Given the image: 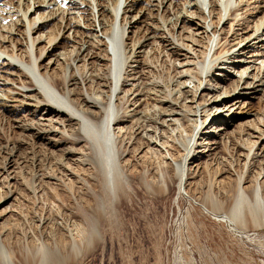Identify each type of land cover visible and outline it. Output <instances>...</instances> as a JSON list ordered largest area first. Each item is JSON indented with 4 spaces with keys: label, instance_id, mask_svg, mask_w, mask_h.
<instances>
[{
    "label": "rangeland",
    "instance_id": "374dc122",
    "mask_svg": "<svg viewBox=\"0 0 264 264\" xmlns=\"http://www.w3.org/2000/svg\"><path fill=\"white\" fill-rule=\"evenodd\" d=\"M214 1L225 12L226 0H204L200 4L203 12L198 6L189 7V20L209 23ZM127 2L135 6V11L128 13L127 19L132 20L128 37H124L129 47L136 40L142 42L153 25L165 35H171L173 30L180 43L192 40L196 26L191 22H178L176 26L165 20L157 22V11L148 5L152 0ZM241 5L239 22L220 21V33L208 26V38L203 40L204 36L202 42L196 41L199 36L194 34L197 48L202 45L192 50L194 54L179 55V60L171 62L151 38L141 53L137 51L126 63L123 70L128 71H122L124 81L115 102L119 104L118 125L122 129L119 141H124L121 150L125 151L119 162L124 174H128L127 188L120 194L104 184L98 162L101 151L91 137L70 125L46 122L42 119L45 110L35 111L39 96L34 92L19 94L20 84L0 89V102L8 103L4 108L0 104V242L4 244L0 264H264V226L252 220V188L256 172L264 168V157L253 167L250 165L253 151L264 150V84L256 91L245 89L250 92L228 95L246 62L259 56L256 63L260 65L264 58V37L256 39L253 34L247 38L264 18V0H241ZM253 10L258 11L252 13ZM135 13H139L137 17ZM204 14L206 19L202 18ZM49 23L44 32L57 26L58 21ZM19 29L23 30L24 25ZM222 36L228 41L227 48L237 52L238 58L247 57L245 61L229 58L222 63L232 54L224 49V54L218 55L222 59L209 65L214 48L211 53L205 50L206 43L210 37L214 47L219 40H225ZM58 40L60 47L49 48L42 60L43 73L62 74L66 63H70L68 51L73 50V42ZM109 43L94 48L97 53L92 57L84 56L86 52L79 55L78 67L69 70L77 76L76 86L70 88L81 93L84 88L105 98L97 91L101 88L96 81L108 71L106 74V69H101L96 55H102L108 47L112 61L107 63L114 64ZM60 51L67 54L65 61L58 58ZM51 57L57 58L52 64ZM255 71L254 66L244 71L250 75L239 83L238 90L252 81ZM110 77L115 82L114 76ZM201 81H209L217 88L200 87L195 96ZM42 93L43 101H47V93ZM225 96L226 101L217 100ZM79 97L80 94L72 95L81 108H87L78 101ZM202 122L203 133L223 122L224 134L221 138L207 133L197 136V147L192 150L196 154L188 160L189 178L180 191L172 158L179 160L187 153L190 138ZM28 124L34 129H27ZM240 175L245 177L241 187L246 197L238 188ZM163 182L167 183L166 190L160 185ZM216 213L230 215L232 223L216 219Z\"/></svg>",
    "mask_w": 264,
    "mask_h": 264
},
{
    "label": "bare ground",
    "instance_id": "6f19581e",
    "mask_svg": "<svg viewBox=\"0 0 264 264\" xmlns=\"http://www.w3.org/2000/svg\"><path fill=\"white\" fill-rule=\"evenodd\" d=\"M0 1H1L0 2V89L5 87L6 85H10V84L13 85V83L20 84L22 88H20V90L18 91L19 94L22 92L24 93L34 92L33 93L34 95H36L37 97L39 96L38 98L40 99H37L36 103L34 104L36 108L35 111L39 112L42 109H44L45 111L42 115V119H44L46 122L48 121L50 124L54 126H56V124L57 125L60 124L59 126L70 125L71 127H74L76 130H78L79 133L91 137L90 139L91 140L93 139V141L95 142V144H97V146L100 148L101 151V157L98 159V162H101V165L100 163L99 165L103 169V174L105 177L104 184H106L107 188L110 189L111 192L114 191V193L119 191L125 192V188H127L125 187L126 186L125 179H127L128 174L127 173H126L127 175L124 174L120 166L121 164L119 162V159L125 154V151L121 150L122 146H124L123 145L124 141L123 140H121V142L119 141V136L121 135L120 133L122 129L118 125L119 104L115 102L116 100H118L117 93L121 89L122 83L124 81L123 80L124 77L122 79V75H123L122 71L125 72L128 71L127 68H125V70L123 69L124 67H126L125 65H127L126 63L128 62V60H129L128 63L131 62L130 57L132 59L134 54L137 53V51L138 53H141L142 47H146L145 42L149 41L151 38H153V40L159 44L162 50H164L167 53V57L170 58L168 59L171 62L174 59H178L179 55H183L187 57L189 56V53L194 54L192 50H195L198 46L197 42L195 44V40H196L194 38L195 35L199 36V39L196 40L199 42H202L204 36L205 38L203 40H205L206 37L208 38L207 36L208 34L206 35V33L209 32L208 26L212 28V31H214L213 29L216 28L215 31H219L220 33L222 29L221 28L219 29L218 27L219 22L222 20L227 21L229 19L239 22V20H241L240 16L238 18L239 11H242L243 8L241 5V0L238 1V3L237 0H226L225 12H223L221 9L217 7L218 4L217 1L216 2L214 1L213 6L211 7L212 10L210 9L211 10L209 15L210 21L209 23L207 22L208 23L207 24L205 21H203L202 23L201 21L200 23H197L193 19L189 20L191 18L187 15L188 11L190 12L189 7L191 6H195V7L198 6L201 9L202 6L200 4L202 3L204 4V0H182V1L152 0L153 2L149 3L148 5H151L155 9V11H157L156 13L158 15L155 17V20H157V22H160L161 20L162 21L165 20V21H169L170 22L169 24L176 26L178 22L187 20L188 22H191L192 26L193 25L196 26V28L194 29L195 33H193V38L192 40L189 39V41L186 42V44L182 42L180 43V38H178V36H175L173 30L170 31L171 35H165V32L163 31L164 33H162L160 27L153 25L154 23L151 22L150 25H153L152 26L153 28L148 30V33H146L147 35H145V39L142 42L140 40H136L129 47L124 37L125 36H126L125 38L128 37L127 34L129 30L128 28L131 26L132 19L131 18L130 20L127 19L129 17L128 13L129 11H135L134 10L135 6L134 3L130 4V2H127V0L125 3L122 0H0ZM94 6L96 8L95 11H94L95 9ZM142 8H140L139 12H142L143 10ZM197 10L199 11V9ZM257 11L258 10H253L252 13H256ZM200 12H203V9H201ZM138 14L139 13H135L133 14V16L137 17ZM202 18L206 19L205 14L204 16H202ZM56 19L58 21L57 26H55L54 28L50 27V29L48 28L49 29L48 31L44 32L45 27L48 26V24H50L49 22L54 21ZM118 19L120 21H118ZM22 25H24V29L20 30L19 27ZM164 26L166 27V25ZM230 29L231 31L233 30L232 25ZM66 33H68V35H66ZM102 35L107 36V39L109 38L110 43L105 42L107 39ZM251 35H253L256 39H260L264 37V18H262V20L258 22L254 30V33L249 34L247 38H249ZM58 38H62V39L66 38L68 40H71L74 44L72 46L73 50L68 51L70 57V60L68 61H70V63H66L65 70L63 69L64 72L61 71L62 74H60L59 71H58L59 74H51L50 72L43 73L42 60L44 59L49 48L52 47L53 48L52 50H54L60 47L61 44ZM222 38H225V40L224 41L222 39L219 41L217 40L218 42L215 43L214 47L213 44H210L211 43L210 37L208 40V44L205 41L207 47H209V45L210 46L212 45L210 49H207L206 47L205 50H208L211 53L214 48V51L209 60V65H211V63L214 60L219 59L220 56L218 55H221L225 50L226 53L231 51L232 54H230L228 57H225L227 56L226 54L224 56L225 57L224 59L220 57L223 60L222 63H226V60H228L229 58H231L232 60L235 58L239 61H242L245 58H247V57L238 58L239 56L237 55V52L227 48L226 43L228 41H226V37L222 36ZM42 42L45 45H42ZM183 42H184V38H183ZM190 42L192 43L191 47L189 45ZM101 43L102 45L104 43L106 46H108V43L111 44L112 55L114 54V59H113L114 64L112 63L110 64V66L109 63L107 62L112 61V57L110 58L111 54L108 50V47L106 49L103 48L104 53L102 55L101 52L99 55H96L98 56L97 60L99 62V65L101 66V69H103L104 71L105 68L106 74L108 71V75L100 76L97 80L98 82L96 81V83L98 84L97 87L101 88L96 90L99 92V94L100 93H103L102 95L105 94L104 99L102 96L101 99L100 96L98 97V95L96 96L94 93L89 92V90L83 91L84 88L82 90V93L77 92L76 88H70L71 86H76L75 84H77L76 82L77 76L75 77L71 75L72 73H70L69 71L71 67H74L75 69L76 67H78L76 61L80 60L79 58L80 54L86 52V55L84 56L92 57L93 53L95 52L93 49L94 48L98 49L99 47H101L100 45ZM156 45H154V47L158 48L156 47ZM192 45L195 46L193 47ZM201 46L199 45V47ZM199 47L197 48V50L200 49ZM128 48L129 51L127 52ZM205 50L203 51L205 52ZM259 52L260 50H258L257 53ZM262 53H263L262 57H264V50L263 52L261 51V54ZM67 57L68 56L65 52L60 51L58 55V58L60 60L65 61ZM258 58L259 56L256 57L254 60L249 61L250 63L246 62L247 65L244 67L243 73H241L238 76L237 84H235V86L231 89L228 95L232 94L230 96L234 97V95L237 96L238 94H246L250 92L249 90L256 91L261 89L260 85H262V83L264 84V58L261 59L262 61L261 64L257 65L256 60ZM56 59L57 58H55L54 60L56 61ZM192 59L193 57L190 60ZM54 60L53 58L50 59L49 63L50 64L54 63ZM185 60H183V62ZM235 63H237V61H235ZM173 64L175 65L174 62ZM128 66L130 67L131 65ZM251 66L252 67L254 66V69L256 70L254 73H252L253 74L252 81L248 82L246 86L238 90L237 87L238 85H240L239 83L243 81L245 82L247 79L246 77L250 75V73L247 74L244 73V71L245 72L248 71V68L250 69ZM149 67L150 66H148V69ZM110 76L112 77L114 76V80H115V82H113L114 84L112 83L111 81L112 78ZM207 82L203 84V81H201L196 86L195 96L197 90H199L200 87L205 89L217 88L215 85L213 86L212 84H208ZM60 85H62L61 87L63 89L62 90L63 92L59 88ZM245 89H249V90L243 91ZM42 91L47 93L49 97V98L47 97L48 99L47 101H43L44 96L42 95L43 94ZM75 94H80V97L77 99L78 101H80L81 104L87 106V108L84 109L83 106H82L83 108H81L80 104L78 105L77 104L78 102L74 101L72 95ZM226 98L228 97L226 96L220 97L217 98V100L226 101ZM0 99L3 100V97H1ZM0 104H2L4 108L8 103L0 102ZM0 113L3 112L0 111ZM102 113L103 114L105 113V117H102ZM107 113L108 115H106ZM203 122L200 124V126H198L197 132L195 130V136L190 138L191 140L188 143L189 148L187 153L184 154L183 157H181V159L179 160L172 158L171 163L175 166L174 168L177 169V173L175 175L178 180V186L180 191L181 188L185 187L184 184L186 180L189 178L190 172H189L188 160L191 159V157L196 154L195 149L194 151L192 150L194 147H197L196 146L197 136H199L200 133L201 135L203 133L201 130L202 128L201 126ZM43 124L45 123L43 122ZM215 128L218 130H216ZM224 128L225 125L223 127V122H222L215 127L210 126L207 129L208 131L204 132L203 134L207 133L209 135H213L214 137L220 136L221 138L223 136L222 134H224L223 133ZM27 129L30 130L34 129V126L32 124H28ZM146 131L148 130H145L144 133ZM67 135H69V133ZM262 135L263 134H261V137ZM145 136L146 135H144L143 137ZM254 143L256 145L257 142ZM206 147H210L209 150L212 149L211 145H209L208 143ZM261 150L262 151L259 150L253 151V154L251 155V163L249 162L252 167L254 166L253 163L258 161L259 158L263 159L264 150L263 149ZM249 155L250 154L247 155L246 157L247 159L249 158ZM244 178L245 177L243 175H240L238 181V188L241 194H243V196L246 194L243 187H241V182L245 180ZM254 182H255L254 187L252 188V198L255 201V206H254L255 208H254V215L252 220L255 221L256 223L260 222L264 226V168L262 166L260 168V171L256 172ZM161 183L160 185L161 186L163 185L166 190L167 183L166 182H163V184ZM213 216H215L216 219L229 222L230 224L232 223V219L229 217L230 215L216 213ZM242 235L246 236L244 232L242 233ZM77 247L76 249L79 248ZM0 250L4 251V244L2 242H0Z\"/></svg>",
    "mask_w": 264,
    "mask_h": 264
}]
</instances>
